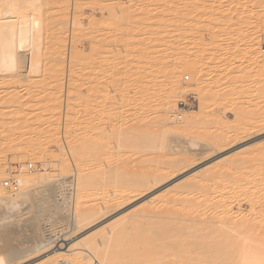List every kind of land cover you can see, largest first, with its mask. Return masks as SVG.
<instances>
[{
  "label": "rangeland",
  "instance_id": "1",
  "mask_svg": "<svg viewBox=\"0 0 264 264\" xmlns=\"http://www.w3.org/2000/svg\"><path fill=\"white\" fill-rule=\"evenodd\" d=\"M0 14V22L18 16L21 22L28 16L36 19L42 58L39 72L28 73V77L25 76L28 65L20 68L21 76L7 75L8 78L7 73H0V170L8 168L16 175L19 170L24 173L22 193H14L10 198L15 207L0 212V237L2 231H8L10 239L0 238L4 264H32L56 251V244L64 243L62 250H65L85 234L99 240L112 228L129 224L134 214L145 215L162 196L168 209L153 218L140 216L139 230L146 232L156 222H171L198 228L219 227L224 223L235 231L239 225L261 222L257 199L264 197V181H259L264 175V152L225 168L222 164L225 159L242 151L231 149L222 159L216 156L238 141L250 142L264 134H257L264 129V0H0ZM140 18L145 23L150 21V30L139 25L135 38L143 40L151 36L148 41L153 46L154 66L138 73L129 59L135 43L130 33L134 20ZM28 54L21 52L26 64ZM189 95L194 96L195 106L187 115L196 116L188 125L175 123L170 116L178 102ZM107 96L109 99L104 100ZM165 97L173 103H167L168 110L161 102ZM145 131L153 132L147 151L136 144L148 138ZM104 133L105 137L108 135L106 139L101 136ZM224 133L228 135L226 139L222 138ZM79 149L85 150L80 159L75 155ZM171 156L188 157L165 175L163 183L153 185L129 203L118 202L114 191L123 188L135 170L161 169L163 160ZM8 157L15 167L7 166ZM145 158L150 160L148 164L143 162ZM43 163H47L45 169ZM193 163L200 166L187 171L182 178L185 179H180L182 182H188L195 174L203 175V171L205 176L213 167L222 170L223 165L224 170L214 169L219 174H213V179L205 180L204 185L199 182V186L192 187L196 185L192 182L190 187L188 183V191L190 188L193 191L187 200L181 203L168 200L181 187V181L180 185L176 182L179 185L176 188L172 178ZM27 164H32L34 171L28 172ZM16 179L18 182L19 178ZM117 181L124 182L121 185ZM63 190L68 204L64 197L56 196ZM148 197H153L152 202L145 201ZM97 205L105 212L101 211L93 227L85 229L89 225L88 208L96 209ZM73 210L83 215L76 230L71 227ZM31 218L38 227L35 232L32 226L31 230L25 227L33 221L28 220ZM138 227L131 226L125 231L128 246L113 245L118 255L130 248V253L135 249L136 256L142 253L144 239L141 237L140 242L139 233H134ZM28 231L33 237L26 234ZM67 233L74 237L61 241ZM135 239L139 241L136 243ZM43 242L48 243L46 248L38 249L37 245ZM134 244L138 247L134 248ZM106 252L93 254L96 264H106ZM133 253L129 254V263L137 264Z\"/></svg>",
  "mask_w": 264,
  "mask_h": 264
},
{
  "label": "bare ground",
  "instance_id": "2",
  "mask_svg": "<svg viewBox=\"0 0 264 264\" xmlns=\"http://www.w3.org/2000/svg\"><path fill=\"white\" fill-rule=\"evenodd\" d=\"M6 14H7V12H6ZM141 17H142V19L144 18V20H145V16L142 15ZM20 18H21V16H18L15 19H11V20L6 21V22H4V21L0 22V73L2 74L3 72H5V73H7L6 76L10 75L11 77L15 76V75L17 76L20 73V68L25 67L26 65H28L27 66L28 71L25 74L26 77H28L27 76L28 73L31 74V73H34V72L35 73L39 72L38 71L39 67H41L40 63H41V59L42 58L40 56L41 52H40V49H39L40 48L39 47L40 43H38L39 38H40V36L38 35L39 30H40L39 24H37L35 22L36 19L32 18V16H28L27 20H25L23 22L20 21ZM149 19H151V17ZM134 21H135V26L133 27L134 30H132V32L130 34H131V38L133 39V42H135V43H134V46L132 47V49L130 51L131 59H129V63L139 73V72L144 71V68L147 67V66H148V68L149 67L152 68L154 66V65H152L154 63L152 62L153 59H152V56H151V51H152L151 48H153V46L150 45V41H148L149 37H151V36H148V37H146V39L144 38L143 40L137 39L138 37L135 38V35H136V32L138 31V26L139 25L140 26L143 25L144 26V30H146V31L150 30V23H149L150 21L147 20L146 23H145V22H143L141 20V18L138 19L137 21L136 20H134ZM139 37L141 38V36H139ZM24 51H28L29 52V54H28L29 57L27 58L28 64H26V59L24 58V56L21 55V52H24ZM71 57H73V56H71ZM104 57L105 56H103V58ZM59 58H60V56H59ZM74 60H76V59H74ZM86 61H87V59H86ZM75 66H76V64H75ZM86 67H88V66H86ZM82 68H84V67H82ZM7 77L10 78L9 76H7ZM149 77H151V76L149 75ZM3 79H4V77H3ZM88 88H89V86H88ZM105 95H103V96H105ZM105 99L107 100V99H109V97L108 98L104 97V100ZM169 100L170 99L168 97L163 98L161 100L163 106L166 105V107H167V103L170 102ZM169 104H168V106H169ZM170 105H173V103H171ZM166 110H168V107L166 108ZM195 116L196 115H193V114H191V115H187L186 114V115H184V117L180 121H175V123H180L182 125H188L195 118ZM168 124H170V123H168ZM146 131H145V133H147L148 135L146 134L145 137L147 136L148 138L147 139H143L139 143H136L138 146L142 147L144 149V151L145 150L147 151V150H149L151 148V144L150 143L152 141L150 142V140H148V139L153 134V132L148 133ZM102 133H103V131H102ZM261 133H264V129H262L259 132H257V134H261ZM104 135H105V133L103 135H101V136H104ZM107 136L108 135L106 134V137ZM106 137H105V139H106ZM226 137H228V135L224 133V135H222V138L226 139ZM109 138H111V137L109 136ZM105 141H107V140H102L103 143ZM128 143H131V142L128 141ZM128 143H126V144H128ZM91 144H92V142H91ZM131 144L129 146H132ZM134 144L135 143H133V146L136 147V145H134ZM233 145L234 146L232 148H230L229 150H226L224 152H221V151L218 152L220 154H217L218 157L216 156L217 159H222V157L223 158L227 157L226 154L231 149L234 150V151H238V152L240 150L242 151V152L234 155V157L226 158L224 163H222L224 165V168L226 166L229 167V165L233 166L236 163L239 164V163H242V162H246V161H248V159L254 158L256 156L255 154H259V152L263 153L264 152V134H262V136L254 139V140H252L250 142H244L243 143L241 141H238V142H236ZM91 146H93V145H91ZM63 147H64V145H63ZM67 147L69 149V146H67ZM105 147H106V145L104 146L103 149H105ZM124 147H125V145H124ZM242 147H245V149L242 148ZM59 148H60V146H59ZM130 148H132V147H130ZM91 149H93V148H91ZM91 149H89V150H91ZM94 149L97 150V148H94ZM100 149H102V147ZM115 149H114V152H115ZM123 149H125V148H123ZM242 149H244V150H242ZM73 150L75 151V148ZM65 151H67V150H65ZM74 151H72V152L74 153ZM104 151H106V150H104ZM31 152L34 153L35 151L32 149ZM67 152H69V151H67ZM84 152H85V150H83V149L80 150L79 149V151L78 152L76 151V154L75 153L74 154L76 155V157L78 156L79 159H80V157L81 158L83 157ZM88 152H91V151H88ZM88 152H86V153H88ZM99 152L101 153V150ZM121 152H122V155H123V153H125L124 151H121ZM47 155H48V153H47ZM97 155H100V154H97ZM104 155H105L104 157L107 156L106 154H104ZM119 155H121V154H119ZM122 155H121V157H122ZM149 156H150V154H149ZM188 156H186V157H188ZM96 157H95V159H96ZM186 157L182 158V157H179V156H176V157L175 156H173V157L171 156V157H169L170 159L166 158V159L163 160V167H161V169H155L153 171L152 170L146 171L145 170L146 167L145 168L144 167L139 168V169H137L135 171H134V169H131V171L133 170L134 173L131 176L129 175L130 177L127 175L130 179L127 182V179L125 178L126 182H127L126 185L124 186V184H123V186H122L123 188L120 187V189L118 188L119 189L118 191H114V192H117L116 193L117 194L116 195L117 196L116 199L118 200V202L119 201H128V203H129V202L137 199V197H140V195H144L145 191L148 190L150 187H152L153 185H155L157 183H161L163 181V178L165 177L166 174H168L170 171L176 169L177 166H179L182 163L186 162ZM123 158H126V157H122V159ZM88 160H89V157H88ZM137 160H138V158H137ZM142 160H143V162H146V164H148L150 162V160H148L146 158L142 159ZM79 161L80 160H78V163H79ZM85 161H83V162L85 163ZM96 161H98V159H96ZM111 161H112V159H111ZM125 162H127V161H125ZM87 163H89V162H87ZM199 163L191 164L188 168L180 171L179 174H177L176 176H174L172 178V180L175 183L178 182V184H179V182L181 181L180 182L181 185L179 184L181 187L177 188L178 184L176 183V188L178 190L176 189V192H174L171 195V197L168 198V200H171L172 202H179V203L187 200L186 197H188V195H190V193H192V191H193V190H191V188L188 191L189 185L191 187L193 185V183H195L196 185L192 186V187H195V186H199L198 184H200L201 182H202L201 185H204V183L207 182L205 180L209 181V179L213 176V174H214V176H216L217 175L216 173L224 170L223 165L221 166L222 170L218 166L216 168L213 167V170H211V171L208 170L209 173H206L205 176H204L205 172L203 171V175L202 174L199 175V173H198V174H195L190 180L188 179L189 180L188 182L187 181L182 182V180L185 179V178L182 179L183 176L185 175V173L187 171L191 170V169H195V168L199 167L200 166ZM201 163H203V162H201ZM46 164L43 163V165L45 166V167L43 166L44 169L46 168ZM81 164H82V162H81ZM122 164H123L122 166H125L124 163H122ZM140 164H142V163L140 162ZM118 165H121V163L118 164ZM134 165H136V164H134ZM138 166H139V164H138ZM130 167L127 168V171L130 170ZM83 168H85V167H83ZM210 168H207V169H210ZM217 168H219L218 172L215 171V170H217ZM125 169H126V167H125ZM82 172H83V169H82ZM82 172L81 171L79 172L80 175H83L84 177H86L85 174H83L84 172L83 173ZM98 172H99V170H98ZM117 172H119V171H116L115 173H117ZM121 172H123V171H121ZM79 173H78V175H79ZM105 173H106V171H105ZM127 173L128 172H126V174ZM18 174H17L18 175L17 178H19L18 179L19 180L18 181V188H17V191L14 192V193H17V192L18 193H22V191H23V189H21L20 185H22L24 183V180H22V176L24 175V173L19 170ZM207 174H209V175L207 176ZM78 175H77V178L80 176V175L79 176ZM107 175H108V173H107ZM118 175H120V173ZM180 175H182V176H180ZM123 177H126V176L123 175ZM194 177H196L197 179H198V177L204 178V180L201 179V180L197 181ZM213 177L211 179H213ZM96 178H98V177H96ZM117 178H115V179H117ZM79 179L80 178H78V180ZM180 179H182V180H180ZM259 179H260L259 180L260 182L264 181V175L261 176ZM98 181H99V179L96 182H98ZM120 181H117V182H120ZM117 182H115V184ZM87 183H89V182L88 181L86 182V185L88 186L89 184H87ZM122 183H121V185H122ZM188 183H190V184L188 185ZM68 185H70V184H67V186ZM106 186H108V185L106 184ZM110 186H111V184H110ZM101 187H104V185H102ZM14 193H11L7 189L0 187V201L2 202V204L0 205V212L1 213H4V212L6 213V212H8L9 210H12L15 207V205L10 202V198L12 197V195ZM56 196L64 197L63 201H65V203L68 204V198L66 196H64V190L61 191L60 194H58V195L56 194ZM162 197H161L160 200H158V202H156V204L152 205L151 207H149L145 211V215L142 214L143 215L142 216V215L139 214V215L136 216L134 214L135 217L132 215L131 217H134V218L133 219L131 218V222L130 223L128 222L131 225L125 224V225H123L121 227H117V228L114 227L110 231H108L106 234H104L103 237L101 239H99V240H94V239H91V237H86V234H85V236H83L80 239L76 240L75 242H73V244L68 245L69 244V242H68V244H67L68 246H67V248L65 250H62V248H63L62 246H64L63 245L64 243L63 244L60 243L59 245L58 244H56V245L53 244V245L56 246L55 247L57 249L56 251H54V252H52V254H48L46 256L42 255L43 257L35 260L32 264H85V263L86 264H89V263L96 264V261H95V259L93 257L94 256L93 254H98L101 251L106 252V250H107V252H106L107 253L106 264H130L129 262H131V261H129V259H130L129 254L133 253V251L135 250L134 248L138 247V245L134 244L135 245L134 248H133L134 250L131 253H130V250L132 248H130V247L131 246L133 247V245H131L130 247H127V248H130V249H128L129 252H127V251L124 252V249H123V252H122L123 254H120V255L117 254V253H119L118 250H117V253H116V250H115V248H113V245L114 244L117 245L116 246L117 248H118V246L121 247V246L126 245L127 238L124 239V237L127 234H125L126 233L125 231L127 229L129 230L131 228V226L135 227V228L138 227L139 226L140 216L142 218L145 217V216L146 217L151 216V218H153V217L158 216L161 212H164V210L168 209V207H169L168 206V202H166L167 200H163ZM152 198L153 197H148L145 201L146 202H152ZM112 200H115V198L112 199ZM110 201H111V199H110ZM115 201H112V202L114 203ZM257 201H258L257 203H258L260 212H261L262 217H263L261 222L258 223V224H255V225L254 224L253 225H246V224L239 225V230H235V231H232L233 230V226H231L230 224H224V223L222 225H220L219 227H214L213 225H209V226H206L205 228H198L197 226L190 225V224H177V223H171V222H164V223L156 222L157 224L154 223V225L150 229L148 228L146 232L144 231L146 229L143 230L141 228V230H139V227H138V232H134V233H139V235H140L139 239L141 237L144 239V248L142 247V253L141 252H139V254L137 253L138 254L137 256H136V253H133L135 255L134 258H136V260L138 259V261L136 263L137 264H264V197L262 199H257ZM183 204L184 203H182V205ZM109 207H111V205H109ZM96 209H98V210H96ZM96 209L93 206H90L88 208V211H87V214H86V219H87V222L89 223V225L85 229H87V228L89 229L90 227H93L95 225V223L97 222L98 217L100 216L99 214L102 213L101 211L105 210L104 208L98 207V205H97ZM103 212H105V211H103ZM1 213H0V215H1ZM35 216L37 217V215H35ZM71 216L73 218V224L71 223L73 226L71 224L70 225H71V227H74L75 230H76V228H78V222L82 221V218H83L82 216L83 215L81 216V213H79L78 211H74L73 210L71 212ZM0 219H1V216H0ZM28 220L29 221L33 220V221L29 222ZM28 220L27 221L29 223H27V224H29V225H27L25 227H28L27 230H31V229H29V226H32L31 227L32 231L35 232V230H37L36 228H38V227H36L37 225L35 223H34L35 224V226H34V224H33L34 219L31 218V219H28ZM33 228H34V230H33ZM22 231H21V233H22ZM24 232H27V231L24 230ZM67 232H69V231H67ZM2 233H3V235H2ZM2 233H1V235L3 236V238L9 239L8 231H5V232L2 231ZM21 233H19L18 231L16 232V234H17V236L19 238H22ZM29 233H31L30 236L33 237V235H32L33 233L30 232V231H28V233H26V234L28 235ZM145 233H146V235H145ZM37 234H38V232L36 231V236H37ZM139 235H137V236H139ZM28 236H27V238H28ZM132 236H134V235H132ZM132 236L130 238H132ZM32 237H29V238L31 239ZM71 237H74V234L72 235L71 233H69V234L67 233V235L65 234V238L64 237H63V239L61 238L62 239L61 241H68ZM139 239L138 240L135 239V242L137 243V241H139ZM116 240H117V242H116L117 244L114 242ZM130 240H132V239H130ZM141 240L142 239H140V242H141ZM48 242H50V241H48ZM43 243H44L43 245L41 243H40V245L38 244L39 246L37 245L38 249L41 248V247H45L46 244H48V243L45 244V242H43ZM130 243L133 244V242H131V241H130ZM73 245H77L79 247H77V246L74 247ZM126 246H128V243H127ZM37 247H35V248H37ZM49 248H50V246L47 248V250ZM110 248L111 249L113 248L112 249L113 250L112 253H110L112 251V250L111 251L109 250ZM127 248H125V250H127ZM35 251H36V249H35ZM137 251H140V250H137ZM137 251H135V252H137ZM104 258H105V255H104ZM103 260H105V259H101L102 262H104ZM0 261H4L2 256H0ZM133 262H134V260H133Z\"/></svg>",
  "mask_w": 264,
  "mask_h": 264
},
{
  "label": "built area",
  "instance_id": "3",
  "mask_svg": "<svg viewBox=\"0 0 264 264\" xmlns=\"http://www.w3.org/2000/svg\"><path fill=\"white\" fill-rule=\"evenodd\" d=\"M188 79H189L188 75L184 76L185 81H187ZM194 106H195V98L193 95H189L186 100L178 102L177 109L175 110V112L171 114L170 119L174 121H180L185 114L193 110ZM6 164L8 167H15V164L13 163L10 157L7 158ZM26 169L28 172H32L34 171L35 168L33 167L32 164H27ZM0 171H1L0 187L9 190V192L11 193L16 192L18 188V182L16 179L17 177L15 176L16 172H13L8 168Z\"/></svg>",
  "mask_w": 264,
  "mask_h": 264
},
{
  "label": "snow or ice",
  "instance_id": "4",
  "mask_svg": "<svg viewBox=\"0 0 264 264\" xmlns=\"http://www.w3.org/2000/svg\"><path fill=\"white\" fill-rule=\"evenodd\" d=\"M0 264H4V262L3 261H0Z\"/></svg>",
  "mask_w": 264,
  "mask_h": 264
}]
</instances>
